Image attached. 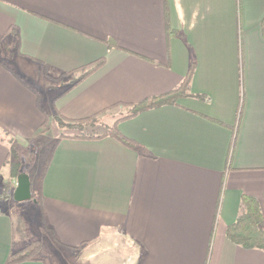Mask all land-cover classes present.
Wrapping results in <instances>:
<instances>
[{
    "label": "crops",
    "instance_id": "1",
    "mask_svg": "<svg viewBox=\"0 0 264 264\" xmlns=\"http://www.w3.org/2000/svg\"><path fill=\"white\" fill-rule=\"evenodd\" d=\"M263 19L264 0H0V186L9 139L39 140L45 115L131 108L176 89L196 60L189 96L118 124L140 150L111 136L52 148L44 218L0 205V264L36 240L35 260L19 264H264L226 235L243 195L264 217ZM102 58L47 107L27 80Z\"/></svg>",
    "mask_w": 264,
    "mask_h": 264
},
{
    "label": "trees",
    "instance_id": "2",
    "mask_svg": "<svg viewBox=\"0 0 264 264\" xmlns=\"http://www.w3.org/2000/svg\"><path fill=\"white\" fill-rule=\"evenodd\" d=\"M261 27H262V34L264 37V19L262 21ZM168 29L170 31V27ZM9 32H13L17 35V48H19L18 29L16 27H11L9 29ZM109 46L122 49L120 46L114 44H109ZM105 61L106 59L102 58L73 72L64 73L63 75H72V74L74 75L77 73L79 74L75 79H73V82L71 83L68 89L75 86L77 83H79L84 78H86L90 73L101 67L105 63ZM195 68H196V60L192 58L187 76L176 89L168 93H165L163 95L149 98L139 104L132 106L131 112L128 115L124 116L123 118L117 120L115 124L109 127L108 132L105 134H98L96 132H91L88 134L85 131L87 127H95L99 123L98 115L90 116L83 119L72 120L63 117L60 113L57 112L55 114V119L61 128H69L71 130H77V132L79 133H74L71 135L61 133L55 139V143L53 147H55L58 144V142L61 141L62 139L97 140L111 136L121 141L124 145H126L131 149L140 150L141 147L136 142L128 139L119 131L117 127L118 124L124 120L131 119L146 110L161 107L164 105H175L179 98L189 96L190 82L193 77ZM241 112H242V105H241V111L239 113L241 114ZM49 121H50V117L45 115V122L43 124V127L48 125ZM9 143L11 147H10L8 159L10 160L11 157L14 159H18V157L21 155V149L18 147L19 144H17L13 139H9ZM51 154L47 157L44 163V166L42 168L41 174L38 179V186H37L38 196L36 199V204L39 209V212L42 215V218H44V213L41 204L42 181L49 166L52 157ZM232 154H233V150L230 153V158H232ZM8 159L7 161L9 162ZM20 168H21V164L18 163V161L11 163V176L14 178H18L21 174H23L22 171L20 172ZM0 199H1V195H0ZM44 226L46 232L49 234V237L52 239V241H54L57 244H62L58 239L57 235L55 234L53 228L47 226L45 222H44ZM226 235L231 242L239 246H242L243 248L259 249L264 251V217L260 203L255 197L249 195L242 196L238 218L234 224L228 226ZM42 247H43V243L40 240L33 241L28 245H26L23 250L18 252H12L6 264H19V263L35 260L39 252L42 250ZM69 247L71 249L79 250L81 249L82 246L79 245V246H69Z\"/></svg>",
    "mask_w": 264,
    "mask_h": 264
},
{
    "label": "rangeland",
    "instance_id": "3",
    "mask_svg": "<svg viewBox=\"0 0 264 264\" xmlns=\"http://www.w3.org/2000/svg\"><path fill=\"white\" fill-rule=\"evenodd\" d=\"M6 63L12 65L9 60H5ZM79 74L74 75H61L57 80H49L46 84H39L33 78H27V80L35 87H37L43 95V102L44 105L47 107L50 105L54 99V97L60 93L61 91L65 90L67 87L71 85L73 79H75ZM132 108H114L107 112H105L102 116H98V124L95 127H87L86 133L102 132L106 129L105 134L108 132L109 127H111L117 120L123 118L124 116L128 115L131 112ZM128 112V113H127ZM99 129V132L95 129ZM84 131V132H85ZM63 134H74L79 133L77 130H71L69 128H61L57 123L55 116L54 118L51 117L48 125L43 127V137H41L37 141H33L31 146H22L19 145L18 147L21 149V155L18 159H14L11 157V163L17 162L21 164L20 172L22 171L25 176L29 177L31 182V191H32V198L28 201L23 202H15L14 201V193L15 189L13 187V183H18V178H14L11 174L6 175V181L0 186V205H5L7 207H11V210L14 211H21V213L29 218L30 220H35L36 210H37V183L38 178L41 174L42 168L44 163L49 156L54 143L55 139L60 135ZM20 206V208H19Z\"/></svg>",
    "mask_w": 264,
    "mask_h": 264
},
{
    "label": "water",
    "instance_id": "4",
    "mask_svg": "<svg viewBox=\"0 0 264 264\" xmlns=\"http://www.w3.org/2000/svg\"><path fill=\"white\" fill-rule=\"evenodd\" d=\"M21 174L18 177V186L14 193V200L17 202L28 201L32 198L31 182L29 177H23Z\"/></svg>",
    "mask_w": 264,
    "mask_h": 264
}]
</instances>
